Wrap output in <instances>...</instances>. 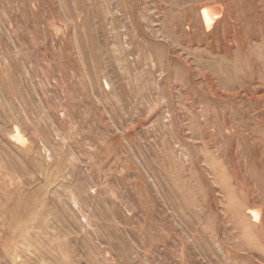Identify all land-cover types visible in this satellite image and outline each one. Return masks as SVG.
<instances>
[{
  "label": "rangeland",
  "instance_id": "374dc122",
  "mask_svg": "<svg viewBox=\"0 0 264 264\" xmlns=\"http://www.w3.org/2000/svg\"><path fill=\"white\" fill-rule=\"evenodd\" d=\"M0 264H264V0H0Z\"/></svg>",
  "mask_w": 264,
  "mask_h": 264
},
{
  "label": "bare ground",
  "instance_id": "6f19581e",
  "mask_svg": "<svg viewBox=\"0 0 264 264\" xmlns=\"http://www.w3.org/2000/svg\"><path fill=\"white\" fill-rule=\"evenodd\" d=\"M204 21L206 22V24L210 25L212 22L211 16H208L207 13H204Z\"/></svg>",
  "mask_w": 264,
  "mask_h": 264
}]
</instances>
